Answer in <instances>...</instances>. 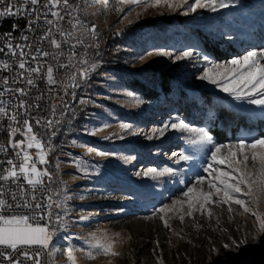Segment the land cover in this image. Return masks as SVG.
Wrapping results in <instances>:
<instances>
[{
    "label": "rangeland",
    "instance_id": "374dc122",
    "mask_svg": "<svg viewBox=\"0 0 264 264\" xmlns=\"http://www.w3.org/2000/svg\"><path fill=\"white\" fill-rule=\"evenodd\" d=\"M106 2L114 6L116 0H83L81 4V24L74 33V39L89 40L95 27V35L101 40V56L86 67L90 69L89 77L86 80L80 78L77 101L53 109L48 119L53 121L51 129L43 127L48 120L41 125H33L38 137L51 130L57 131L47 169L52 175L50 191L53 200L64 202L63 208L54 211L61 215L67 211L64 217L67 229L59 224L51 225L57 230L51 249L54 253L52 264H67L63 253L69 245L77 249L78 264H109V259L111 264H157L158 258H162L164 264H191L190 258L194 264H216L215 259L219 257H215L213 244L210 246L208 241L202 245L186 243L188 228L191 229L197 221L198 212L192 217L185 216L183 222L178 215L168 213L165 218L169 220L170 228H165L159 218L163 214L156 212L165 204L182 199L183 192L195 183L197 175L207 176L203 168L210 151L191 143L198 138L194 132L169 128L162 137L158 134L151 140L146 137L152 134L153 128L178 120H183L190 129L204 128L212 135L211 128L216 125L213 107L221 103L250 110L259 116L261 122V132L245 128L239 137L224 143L264 135V115H261L264 106L237 101L208 81L200 80L198 77L203 69L210 66L202 58L194 55L189 59L174 60L175 55L193 45L197 46L192 48L194 53L201 51L215 63L226 62L247 51L261 50L264 48V0H224L229 4L227 8L215 12L207 8L197 9L187 16L181 14L185 9L169 10L166 7L147 10L142 7L125 8V12L117 15L114 7L105 6ZM137 13H140L139 17ZM125 15H128L127 20H124ZM143 19L151 20L153 26L129 28ZM199 31L220 38L216 43L222 51H227L225 58L212 54L204 46V40L200 39L202 32ZM106 38H111L114 43L110 62L104 60L103 42ZM209 41L215 40L210 38ZM159 51L171 52L173 57L148 55ZM92 64L96 65L94 70H91ZM145 71L156 80L166 73L171 91L149 99L131 87L130 79ZM147 85L160 90L158 85L149 82ZM82 99L87 103L81 104ZM136 99L142 101L139 106L135 105ZM104 122L111 127L97 136L90 134ZM119 123L131 124L132 131L140 134L121 132ZM113 133L117 136L110 140L102 139ZM119 135L125 138L119 139ZM214 143L224 144L215 139ZM89 147L94 149L92 153L87 152ZM98 151L114 155L101 157L96 155ZM181 153L193 159L177 163ZM77 161L80 168L76 166ZM165 167L172 168L175 174L156 178L143 175L148 168L163 171ZM65 196L71 198L64 201ZM248 206L251 209L249 213H244L237 205H232L233 211L228 212L230 219L242 218L240 234L232 230L230 237L235 243H245L238 252L232 244L234 248L228 251V255L227 252L220 254L222 264H225V256L235 264L243 262V257L247 261L251 259L264 264V234L259 231V222L252 215V211L257 210L264 215V202L258 208L251 203ZM89 213L92 214L90 219H79ZM105 230L115 239V250L120 255L86 259L79 251L86 247L84 238L92 232ZM219 231L222 232L221 229ZM116 233L120 234L118 238ZM66 236L73 238L69 241Z\"/></svg>",
    "mask_w": 264,
    "mask_h": 264
},
{
    "label": "snow or ice",
    "instance_id": "6c2138e0",
    "mask_svg": "<svg viewBox=\"0 0 264 264\" xmlns=\"http://www.w3.org/2000/svg\"><path fill=\"white\" fill-rule=\"evenodd\" d=\"M24 3H30L31 5H39L40 0H23ZM61 3V0H47L43 5L48 7L50 4L52 8H55ZM63 4L68 6V0H63ZM0 5H5V0H0ZM106 7H114V11L119 15L125 12V8H138L142 7L144 10L148 8H160L166 7L169 10L185 9L181 14L187 16L189 13H195L197 9H210L215 12L220 8H227L228 3L224 0H116L114 6H109L106 2ZM14 5L9 2L2 9H0V17L14 16L17 14H24L25 9L17 7L13 11ZM37 9H32L36 11ZM30 14V12H29ZM52 16L62 19L59 12L53 11ZM131 12L128 13L130 15ZM47 15V13H45ZM128 15L124 16V20L128 19ZM140 13H137L139 17ZM38 18V17H37ZM132 21H129L131 23ZM31 23V22H30ZM46 23L52 24L53 21L47 20ZM93 34H95V27L92 28ZM71 35V34H68ZM25 39H27L25 37ZM51 44L57 49L61 47V44L55 39L51 40ZM9 51L13 55H16L13 51L12 44H7ZM17 47H20L19 45ZM196 45L190 47L189 50L181 51L180 54L174 56L175 61H181L192 58L194 55L197 58H202L208 65L203 69L202 75L198 78L200 80H206L209 83L215 85L222 92L227 93L237 101H246L248 104L264 106V48L261 50L247 51L242 56L233 57L223 63H215L211 60L210 56L202 53L201 51H194L192 48H196ZM3 51V49H0ZM43 56H48V52L39 53ZM173 57V53L167 51H159L156 53H148L151 55ZM23 56L25 53L20 52ZM35 59V57H33ZM145 59V57H141ZM87 63V61H81ZM4 69H8L10 65L3 63ZM61 67H67V65H60ZM91 70L96 68L95 64H92ZM20 69H25V62L19 63ZM29 73H39L40 69L31 68L27 70ZM23 75V73H20ZM90 75V69L84 68L79 71V76L82 79H87ZM73 85L79 87L76 84V76L71 77ZM47 82L50 85L57 83L53 77V68L49 66L47 68ZM3 83H8L7 79H4ZM27 84L34 86L32 79L27 80ZM5 92L12 91V89L6 88ZM21 95H25L24 89H15ZM4 95V92H0V96ZM73 95H75L73 93ZM132 96V93H128ZM2 103V102H0ZM81 104L87 103L85 100L80 101ZM142 103L141 100L136 99L135 105L139 106ZM20 108L25 107V102L21 101ZM38 107V106H37ZM19 113H13L8 118L15 123H21V127H12L9 125V146L16 151L17 157H22L19 163L14 162L12 159L6 161L9 166L0 172V181L7 182L11 180L17 183L18 188L23 192L24 188L22 184L18 182L23 179L28 185L35 191L37 186H43L45 183V177L49 181L52 180V175L47 168H38V165L48 164V155L51 152V145H46L42 142L38 134L34 132L33 126L28 119L18 121ZM264 115V113H261ZM8 116L5 107H0V118ZM36 124L41 125V120L36 119ZM55 123H59L56 121ZM43 127L51 129L53 127V121L48 120L43 124ZM111 127L107 122L103 123L102 127L91 130L90 134L93 136L99 135L106 129ZM121 132H130L131 135H138L135 131H132V125L129 123H119L118 125ZM171 128L177 131H189L194 132L198 137L191 141L192 144L199 146L202 149L210 151V156L207 157L206 166L203 168V172L207 173V176L197 175L195 183L187 190L183 192L182 199L173 200L172 203L165 204L163 207L156 209L157 213H161L160 219L164 222L165 228H170L169 220L165 218L168 213H174L178 215L181 222L184 221L185 216L192 217L194 213L199 212L201 215H207L212 218L214 215L213 208L228 206L229 213L233 211L232 205H237L243 209L244 213H249L251 209L248 204L258 208L259 204L264 202V135L258 137H242L235 142L217 144L214 143L213 136L209 130L204 128L190 129L183 120L168 124L165 123L161 128H153L152 134L147 135V139H153L157 134L164 136L165 132ZM22 132L24 139L19 141H13L11 137H14L17 133ZM55 135V132L52 133ZM117 136L116 133L112 135H105L103 140H110ZM119 139H124L123 135L118 136ZM210 146V147H209ZM29 149H36L35 159L33 155L28 151ZM8 148L0 146V152L7 153ZM93 148H87V152L92 153ZM96 155L101 157H107L114 155V153L98 151ZM173 155H176L175 153ZM134 159V158H133ZM193 157L189 155L179 154V159L176 161H190ZM2 163V162H0ZM77 168H80V162L76 163ZM59 168V165H57ZM85 171L84 169H81ZM85 174H87L85 172ZM138 175L140 173H137ZM175 172L170 167H165L163 171H157L156 168H148L143 172L144 176H151L153 178L163 177L165 175H174ZM50 190V189H49ZM3 196V190L0 188V197ZM71 197L65 196L64 201H67ZM83 199L84 197H80ZM247 198V202L246 199ZM12 199L15 200L16 196L13 194ZM32 201H37V197L33 195ZM15 207H23L29 210V214H5L6 210H10L12 205L7 200L0 198V264H22V261L16 255L22 256L25 260L32 261L33 264H42L41 251H36L34 254L30 253L27 249L32 246H38L39 249L48 251V255L52 256L54 253L51 250L53 247V237L56 235V229L51 228L53 223L59 224L65 230L67 225L64 223V217L67 215V211L61 215L59 212H55L54 209H61L64 207L63 201H54L51 195L47 196L46 201L35 202L34 204L28 200H24L23 204L17 203ZM91 213L88 215H81L79 219L81 221L88 220L91 217ZM252 215L259 222V231L264 234V215H261L259 211H252ZM44 220L45 223L41 224L39 221ZM179 235V233H173ZM119 233L115 234V237H119ZM67 240H72V236H66ZM244 241L235 243V249L238 252L240 247L244 244ZM83 244L86 247L79 249L83 253V256L88 260H94L97 257L103 256L105 258H115L120 255L115 250L116 241L113 236L105 231L92 232L83 240ZM159 247V242H157ZM225 249H229V245H223ZM76 251L73 246L69 245L64 251L67 264H78ZM214 252H218L217 249H213ZM111 264V259H109ZM157 264H164L162 258L157 259Z\"/></svg>",
    "mask_w": 264,
    "mask_h": 264
},
{
    "label": "built area",
    "instance_id": "2783aa9c",
    "mask_svg": "<svg viewBox=\"0 0 264 264\" xmlns=\"http://www.w3.org/2000/svg\"><path fill=\"white\" fill-rule=\"evenodd\" d=\"M9 2L14 5L13 11L17 7H22L25 12L24 14L0 17V49H3V51H0V65L3 63L10 65L8 69L0 66V92H4V95L0 96V102H2L0 107H5L8 113V116L0 118V146L8 148L6 154L0 152V162H2L0 163V172L9 167L6 163L8 159L19 163L22 158L16 156V151L18 150L14 151L8 143L10 139L9 125L22 128V124L12 122L8 117L13 113H19L18 121L28 119L33 126L36 123V119L41 120V122L47 121L56 106L75 103L77 94L80 91L81 77L79 76V71L97 61L101 56V40L95 34L87 41L74 39V33L81 24L79 13L83 0H68V6H65L63 0H61V3L55 8H52L50 4L48 7H44L43 5L47 0H40L39 5L24 3L23 0H5V5ZM5 5H0V9ZM32 9L37 10L32 11ZM53 11L59 12L62 19L52 16L51 13ZM47 20H51L53 23L48 24L46 23ZM53 39L61 44L59 49L51 44ZM9 42L12 44L16 55L9 51L7 47ZM18 45L20 47H17ZM21 51L25 55L21 56ZM42 52H48L49 55H40L39 53ZM21 61L25 62V69L19 68ZM81 61H87V63H82ZM60 65H67V67H61ZM49 66L53 68V77L57 81L54 85H50L47 82V68ZM37 67L40 69L39 73H29L27 71ZM20 73H23V75H20ZM73 75L76 76V84H79V87L73 85L71 80ZM4 79L8 81L6 85L3 83ZM28 79L34 81V86L27 84ZM6 88L12 89V91L5 92ZM18 88L24 89L26 94L21 95L16 92L15 89ZM21 101L25 102L24 108L19 107ZM53 132H55V135H52ZM56 137L57 131L51 130L39 138L46 145L50 144L52 146ZM11 139L19 141L24 139V137L22 132H20L11 137ZM28 151L35 159L36 149H29ZM47 159L49 162V155ZM47 165H38V168H47ZM44 179V185H38L35 191L21 179L18 183L23 185V192L18 188L17 183L11 180L7 182L0 181V188L3 190V196L0 198L7 200L12 205V208L6 210L5 214H29L28 209L15 207L17 203L23 204L24 200H28L33 204L35 202H45L47 196L51 195L49 190L51 181L47 177ZM13 194L16 196L15 200L12 199ZM33 195L37 197V201L31 200ZM213 213L212 218H209L207 215H201L198 212L197 221L191 225V229L190 227L188 228L189 233L188 235L186 234L188 236L186 243L202 245L208 241L210 246L213 244V249L218 250V252H215V257H219L215 259L216 264H222L220 254L227 252L228 255V251L234 248L232 246L234 244L233 237H230V234L232 230H235L236 234H240L239 228L242 226V218L230 219L226 205L214 207ZM39 222L43 224L46 221L41 220ZM220 229L222 232L219 231ZM225 244L229 245V249L223 247ZM27 250L33 254L36 251H41L42 264H52V256L48 255V251L41 250L38 246H32ZM16 255L22 261V264H33L32 261L25 260L22 256H19V253ZM223 260H225V264H235L226 256ZM190 261L191 264H194L192 258H190ZM242 261L237 263L259 264L251 259L247 261L246 257H243Z\"/></svg>",
    "mask_w": 264,
    "mask_h": 264
},
{
    "label": "trees",
    "instance_id": "16d2710c",
    "mask_svg": "<svg viewBox=\"0 0 264 264\" xmlns=\"http://www.w3.org/2000/svg\"><path fill=\"white\" fill-rule=\"evenodd\" d=\"M184 22V19H181ZM153 22L148 19H143L139 22L132 24L129 28H144L153 26ZM202 32V31H199ZM201 40H204V46L212 51V54L217 55L220 58H225L227 51H222L216 42L220 41L217 36L211 35V33H205L204 31L200 36ZM213 38L215 41H209ZM105 48L104 60L111 61L113 54V41L111 38H106L103 42ZM130 86L139 92L143 93L149 99L158 98L162 93L167 94L171 91L170 79L166 73H163L156 80L151 75L145 72H139L130 79ZM147 82L153 85H158L160 90L155 86L147 85ZM210 102V100H208ZM213 115L216 118V125L211 128V133L215 140L220 143L227 142L234 137H239L243 134L245 128L254 129L260 131L261 122L259 116L247 109L237 108L232 104H215L213 107Z\"/></svg>",
    "mask_w": 264,
    "mask_h": 264
}]
</instances>
